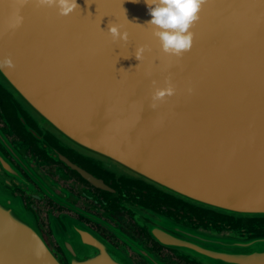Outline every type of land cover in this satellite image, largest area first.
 I'll use <instances>...</instances> for the list:
<instances>
[{
	"label": "water",
	"instance_id": "obj_1",
	"mask_svg": "<svg viewBox=\"0 0 264 264\" xmlns=\"http://www.w3.org/2000/svg\"><path fill=\"white\" fill-rule=\"evenodd\" d=\"M76 2L61 16L32 0H0V61L14 63L0 69V90L11 115L50 157L98 188L109 190L46 138L117 180L216 218L201 224L133 209L160 246L197 264H264V234L254 233L264 231V0H207L190 28L192 47L180 57L162 52L145 0ZM17 9L23 23L13 29ZM110 22L128 32L127 42H113ZM166 81L175 95L153 109V92ZM0 146V264H63L43 237L37 209L19 193L31 185L1 130ZM47 194L58 201L51 186ZM68 227L71 240L53 230L70 264L126 261L93 229L77 221Z\"/></svg>",
	"mask_w": 264,
	"mask_h": 264
},
{
	"label": "flooded vegetation",
	"instance_id": "obj_2",
	"mask_svg": "<svg viewBox=\"0 0 264 264\" xmlns=\"http://www.w3.org/2000/svg\"><path fill=\"white\" fill-rule=\"evenodd\" d=\"M8 98L0 90V105L5 113L3 116L0 112V130L8 138L19 158V163L16 159H13V162L21 169L31 185L30 188L25 187V190L19 189V193L27 206L37 209L43 237L61 263L70 264L59 245L53 226L57 225V228L64 229L65 234L68 235L66 240H71L73 234L68 226L71 221H77L93 229L109 247L112 246L123 255L126 258V261L121 262L123 264H153L150 259L154 260V263L158 261L161 264H197L155 242L140 226L132 210L139 207L152 208L164 211L166 215L179 221L198 218L196 221H200L201 224L206 220L214 222L216 218L212 214L199 213L185 204L155 195L142 184L117 180L108 172L59 145L54 139L46 138L47 146L52 147L56 154L66 157L73 165L103 181L109 190L98 188L63 162L55 161L48 154L47 147L42 148L36 140L30 138L18 120L11 115L7 105ZM46 176L55 184H52ZM50 186L58 201L47 194ZM220 223L234 226L224 218H221ZM237 227L242 230L250 226L238 223ZM255 232L259 235L264 234V231L254 230ZM104 262L114 261L106 259Z\"/></svg>",
	"mask_w": 264,
	"mask_h": 264
},
{
	"label": "clouds",
	"instance_id": "obj_3",
	"mask_svg": "<svg viewBox=\"0 0 264 264\" xmlns=\"http://www.w3.org/2000/svg\"><path fill=\"white\" fill-rule=\"evenodd\" d=\"M29 2L30 0H16L20 6ZM32 2L39 7L58 8L61 16H68L79 7L76 0H32ZM134 2L138 3L139 0H134ZM206 2L207 0H145L152 17L147 25L152 27L153 36L159 41L163 53L180 57L191 49L193 34L190 28L199 19L198 14ZM22 23L23 17L19 15V9H17L9 26L15 29ZM121 29L122 26L119 23H109L107 32L113 42L128 41V32H122ZM144 51L145 47L140 46L135 51V57L141 60ZM5 67H14L11 58L0 61V69ZM153 83L155 84V81ZM166 85L163 88L157 87L153 92L151 105L153 109L158 107L159 102L175 95L176 89L171 81H166Z\"/></svg>",
	"mask_w": 264,
	"mask_h": 264
}]
</instances>
